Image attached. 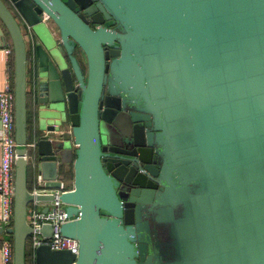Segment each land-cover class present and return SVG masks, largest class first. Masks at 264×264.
I'll list each match as a JSON object with an SVG mask.
<instances>
[{
    "label": "water",
    "instance_id": "1",
    "mask_svg": "<svg viewBox=\"0 0 264 264\" xmlns=\"http://www.w3.org/2000/svg\"><path fill=\"white\" fill-rule=\"evenodd\" d=\"M93 1L0 0L18 156L0 234L13 264H26L29 204L55 198L29 191V166L62 191L61 232L79 242L77 256L42 245L35 264H264V0Z\"/></svg>",
    "mask_w": 264,
    "mask_h": 264
},
{
    "label": "built area",
    "instance_id": "2",
    "mask_svg": "<svg viewBox=\"0 0 264 264\" xmlns=\"http://www.w3.org/2000/svg\"><path fill=\"white\" fill-rule=\"evenodd\" d=\"M26 35L27 40L30 41V43H33L32 34L26 31ZM5 53L9 60L13 55V47L11 44L7 46ZM30 58L31 60L29 61L28 57L29 72L30 69L34 68L33 54H31ZM0 122V227L7 229L13 225L15 169L18 157L16 142L15 90L14 80L11 73L7 76L4 89L0 90ZM26 159H29L28 154L26 155ZM29 191L35 196L53 195L55 197L49 202L34 200L28 206L27 222L31 227L32 232L29 235L27 242L30 246L32 256L35 257L36 249L42 245H47L52 250H69L77 256L79 253L78 240L66 237L61 232V226L69 220L67 213L65 212L66 204L60 199L62 191L46 189L44 187L43 177L40 174L36 175L34 186L32 189H29ZM44 207H46V210H44ZM46 225L53 228V231L49 236L44 235L41 232L43 226ZM11 237L3 240L1 244L2 264H13L14 243Z\"/></svg>",
    "mask_w": 264,
    "mask_h": 264
},
{
    "label": "crops",
    "instance_id": "3",
    "mask_svg": "<svg viewBox=\"0 0 264 264\" xmlns=\"http://www.w3.org/2000/svg\"><path fill=\"white\" fill-rule=\"evenodd\" d=\"M7 46L0 47V90L4 89L7 76H9V73H11V71L9 69V64H8L9 60H8V57L5 53V49L7 48ZM27 46L29 49V61H30L32 58V57L30 58V56L32 54V52H31L32 46H31L30 41H28V40H27ZM33 81H34V68L30 69V72H29V81H28L29 82L28 83L29 84V87H28L29 91H31ZM32 103H33L32 95L29 94V123H31L33 120ZM0 134H1V122H0ZM28 142H30V141H28ZM28 155H29V152H28ZM0 163H1V147H0ZM59 174L64 176V184L63 185H64L65 189L73 188V170L68 171L66 168H63L59 171ZM36 175H39V174H37L31 168V166H29V170H28V186H29V189L33 188ZM44 210H46V207H44ZM10 237H11V235H9L7 233L0 234V264H2L1 244H2L3 240L9 239ZM27 264H35V257H33L31 255Z\"/></svg>",
    "mask_w": 264,
    "mask_h": 264
},
{
    "label": "flooded vegetation",
    "instance_id": "4",
    "mask_svg": "<svg viewBox=\"0 0 264 264\" xmlns=\"http://www.w3.org/2000/svg\"><path fill=\"white\" fill-rule=\"evenodd\" d=\"M86 1H87L86 2L87 3L86 4L87 5V9H91V8L96 7V2L95 1H93V0H86ZM76 12L78 14H80V13H83V10L82 9H76ZM95 14H98V12H96ZM90 25H91V27H95V25L92 24L91 22H90ZM103 25L107 26L110 29L120 30V28L118 27V25L116 23H113V22H110V21H105V23ZM75 54L77 55V57H78V59H79V61L81 63V66H82L83 70L85 71L86 70V60H85L84 54L81 52V50L79 48H76ZM83 58H84V61H85L84 63L85 64L83 63ZM136 161L138 163L139 169H141L142 163L140 161H138V160H136Z\"/></svg>",
    "mask_w": 264,
    "mask_h": 264
},
{
    "label": "trees",
    "instance_id": "5",
    "mask_svg": "<svg viewBox=\"0 0 264 264\" xmlns=\"http://www.w3.org/2000/svg\"><path fill=\"white\" fill-rule=\"evenodd\" d=\"M9 69L11 71L12 76L14 77V57L13 55L10 57L9 59ZM11 239L13 240V238L11 237ZM32 253H31V249L30 246L28 244V242L26 243V264L29 261L30 257H31Z\"/></svg>",
    "mask_w": 264,
    "mask_h": 264
},
{
    "label": "rangeland",
    "instance_id": "6",
    "mask_svg": "<svg viewBox=\"0 0 264 264\" xmlns=\"http://www.w3.org/2000/svg\"><path fill=\"white\" fill-rule=\"evenodd\" d=\"M85 61H84V58H83V63H84ZM85 64V63H84ZM13 80H14V77H13Z\"/></svg>",
    "mask_w": 264,
    "mask_h": 264
}]
</instances>
